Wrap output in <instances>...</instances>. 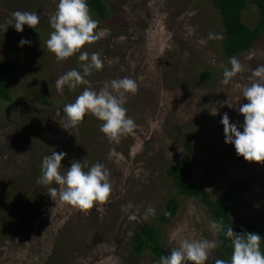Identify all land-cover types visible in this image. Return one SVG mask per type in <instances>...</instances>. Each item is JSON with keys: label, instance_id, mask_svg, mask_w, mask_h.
<instances>
[{"label": "rangeland", "instance_id": "obj_1", "mask_svg": "<svg viewBox=\"0 0 264 264\" xmlns=\"http://www.w3.org/2000/svg\"><path fill=\"white\" fill-rule=\"evenodd\" d=\"M105 2L109 19L91 16L107 35L80 50L101 53L102 69L85 77L88 85L57 91L59 76L72 69L83 72L79 52L57 60L46 46L58 0H0V24L17 10L36 12L40 18L35 29L0 28V60L19 71L7 81L10 101H0V264H160L153 255L132 250L134 234L146 225L158 226L168 253L184 239L217 242L207 208L180 195L166 175L188 154L192 181L213 199H221L234 184H245L231 206L232 219L238 225L256 222L264 230V163L238 156L225 143L220 123L227 113L230 123L243 125L238 109L248 101L242 88L254 82L248 79L252 70L264 64V38L237 58L242 71L225 85L223 70L231 65L222 55V19L211 0ZM248 2L243 21L254 27L259 13ZM209 33L222 38L208 39ZM22 38L31 45L18 46ZM204 74L211 78L203 79ZM124 77L138 84L124 105L136 124L132 133L119 143L109 142L100 131L102 121L91 114L75 128L62 127L65 104L85 88L99 91ZM52 151L67 154L62 173L74 161L84 171L102 163L112 185L109 199L82 210L58 196L51 198L49 189L59 192L60 186L38 184L37 179L42 158ZM172 197L179 200L178 214L169 225H159ZM149 207L155 215L144 220Z\"/></svg>", "mask_w": 264, "mask_h": 264}, {"label": "clouds", "instance_id": "obj_2", "mask_svg": "<svg viewBox=\"0 0 264 264\" xmlns=\"http://www.w3.org/2000/svg\"><path fill=\"white\" fill-rule=\"evenodd\" d=\"M40 22L36 12L14 11L12 19L0 24V28L8 29L13 26L17 32L23 31L27 25L35 29ZM49 24L54 31L46 40L48 50L55 54L57 60H65L79 52L78 60L83 62V72L72 69L59 76L56 81L57 91L64 86L75 89L78 85H88L85 78L93 70H101L104 61L101 53L80 51L86 44H92L107 35V31L98 29V21L93 19L87 0H58L56 11L49 18ZM208 39H221L219 35L208 34ZM204 42V41H202ZM31 45V41L22 38L18 46ZM251 58V57H250ZM230 68H224L222 83L227 85L242 71L239 60L230 58ZM254 81L242 88V97L248 103L241 104L238 111L244 116L243 125L230 123L227 113L221 116L225 143L234 146L238 156L245 161L264 163V64H258L248 78ZM138 84L135 80L124 77L112 80L99 91L85 88L74 102L63 106L62 126L65 130L75 128L86 114L94 115L100 124V131L109 142L119 143L122 136L130 134L136 128L135 121L127 115L124 106L128 94H135ZM231 108L233 105L228 104ZM212 114H216V111ZM242 127V131L238 130ZM67 154L63 151H52L42 158L41 175L38 184L60 186L59 192L55 187L49 189L51 198L58 196L59 200L82 210H88L95 204L104 203L109 199L112 185L109 181V171L102 163H95L84 171L80 161H74L67 171L62 173L61 161ZM155 208L149 207L143 216L147 220L155 215ZM210 228L224 232L229 238L232 252L230 259H215V264H264V253L260 249L261 236L254 232L237 233L232 226H225L222 221H213ZM216 241L207 239H184L179 247L167 255H162L160 264H205L211 250L217 248Z\"/></svg>", "mask_w": 264, "mask_h": 264}, {"label": "trees", "instance_id": "obj_3", "mask_svg": "<svg viewBox=\"0 0 264 264\" xmlns=\"http://www.w3.org/2000/svg\"><path fill=\"white\" fill-rule=\"evenodd\" d=\"M213 6L218 10L224 30L222 42V55L225 59L240 57L250 53L258 42L264 38V0H252L257 8L259 19L254 27H249L243 21V13L247 9L248 0H211ZM90 14L95 15L102 21H107L110 16L109 8L105 0H87ZM18 68L13 64H7L0 60V101H10V92L7 81L18 76ZM203 79L209 80L210 74H204ZM189 149L192 146L188 144ZM166 175L172 180L177 192L202 203L208 210L212 221H222L225 226H232L237 233L254 232L264 239V230L256 222L236 224L231 216V206L237 196L245 189L246 185L234 184L224 194L215 200L211 195L192 181L191 157L188 154L187 160L175 164L167 169ZM9 196H14V189L9 190ZM12 203V202H11ZM8 202V205L12 204ZM180 203L177 197H172L167 202L162 215L158 219L159 225L167 226L177 216ZM217 248L210 264H215V259H230L232 247L229 238L222 231H217ZM260 249L264 253V240L261 241ZM132 250L137 255L149 253L159 262L162 255L169 254L163 247L162 234L156 225L141 227L132 238Z\"/></svg>", "mask_w": 264, "mask_h": 264}]
</instances>
